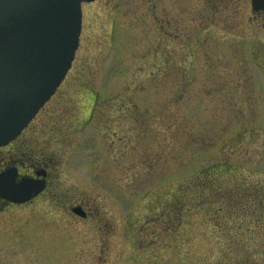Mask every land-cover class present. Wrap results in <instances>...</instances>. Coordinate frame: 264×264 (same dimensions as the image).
Wrapping results in <instances>:
<instances>
[{
  "label": "rangeland",
  "instance_id": "rangeland-1",
  "mask_svg": "<svg viewBox=\"0 0 264 264\" xmlns=\"http://www.w3.org/2000/svg\"><path fill=\"white\" fill-rule=\"evenodd\" d=\"M82 9L72 68L29 132L60 195L0 212V264H259L264 236L223 237L184 209L213 168L264 185V14L252 0ZM80 201L94 218L65 212Z\"/></svg>",
  "mask_w": 264,
  "mask_h": 264
},
{
  "label": "water",
  "instance_id": "water-1",
  "mask_svg": "<svg viewBox=\"0 0 264 264\" xmlns=\"http://www.w3.org/2000/svg\"><path fill=\"white\" fill-rule=\"evenodd\" d=\"M82 1L0 0V146L27 127L65 79L79 47ZM252 6L263 11L264 0ZM17 175L0 173V197L22 204L43 191L44 181L17 182Z\"/></svg>",
  "mask_w": 264,
  "mask_h": 264
},
{
  "label": "trees",
  "instance_id": "trees-1",
  "mask_svg": "<svg viewBox=\"0 0 264 264\" xmlns=\"http://www.w3.org/2000/svg\"><path fill=\"white\" fill-rule=\"evenodd\" d=\"M228 174L231 172L217 167L199 175L189 186L190 202L184 211L191 208V202L194 208L205 209L211 219L210 224L223 237L234 235L236 238V233L242 231L243 226L247 232L264 236V185L250 184L240 176L229 177ZM233 252L234 256L244 254L247 261L255 256L243 245L233 247ZM263 257L259 264H264Z\"/></svg>",
  "mask_w": 264,
  "mask_h": 264
},
{
  "label": "flooded vegetation",
  "instance_id": "flooded-vegetation-1",
  "mask_svg": "<svg viewBox=\"0 0 264 264\" xmlns=\"http://www.w3.org/2000/svg\"><path fill=\"white\" fill-rule=\"evenodd\" d=\"M261 14H264V11L256 14L255 16L258 17ZM36 118L21 133V135H19V137H17L9 145L0 148V172H3L10 168H16L19 174L17 179L18 181H20L24 177H30L34 179L44 180L46 183L45 190L27 204L35 202L42 196H47L48 198L52 199L54 198V196L57 197L58 195H60L58 193L52 192V184L55 180V164L53 163L52 158L47 156L40 157V153H37L32 148L34 138L29 132ZM32 130L33 129H31V131ZM11 206L16 205L0 198V212L4 211L5 209H7V207ZM77 207L82 208L81 211L86 214L85 218H82L73 212L74 208ZM65 212H67L76 219L90 220L94 218V210H92L89 205L85 204V201L77 202L74 205L70 204L68 208L65 209Z\"/></svg>",
  "mask_w": 264,
  "mask_h": 264
}]
</instances>
